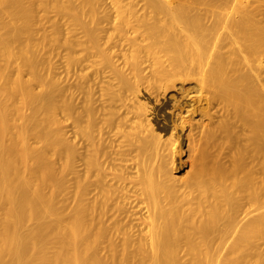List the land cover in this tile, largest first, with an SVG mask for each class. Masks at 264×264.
I'll use <instances>...</instances> for the list:
<instances>
[{
  "label": "bare ground",
  "instance_id": "6f19581e",
  "mask_svg": "<svg viewBox=\"0 0 264 264\" xmlns=\"http://www.w3.org/2000/svg\"><path fill=\"white\" fill-rule=\"evenodd\" d=\"M260 239L262 0H0V264H251Z\"/></svg>",
  "mask_w": 264,
  "mask_h": 264
},
{
  "label": "rangeland",
  "instance_id": "374dc122",
  "mask_svg": "<svg viewBox=\"0 0 264 264\" xmlns=\"http://www.w3.org/2000/svg\"><path fill=\"white\" fill-rule=\"evenodd\" d=\"M262 2L264 3V0H262ZM48 30H49V28H48ZM47 30V31H48ZM48 32H50V31H48ZM169 93H174V96H177V93L175 92V90H172V91H170ZM143 95V93H140V96H142ZM171 98H173V97H171ZM152 99H153V97H152ZM182 101H183V99L180 101V103H182ZM173 102H172V99H169V95H167V98H166V100L165 101H163V103H162V105H161V107L164 105V104H168V106H171V104H172ZM184 106L185 105H187V103L185 104H183ZM180 108H182V110H183V107H182V105H181V107ZM161 119V118H160ZM160 119H158V120H160ZM160 125H162L161 124V122H160ZM215 143V144H214ZM217 143H220V144H223L222 142H221V140H214V141H211V143H209L210 145H209V151L211 152V154H213L212 155V158H218L219 157V159H218V161L219 160H221V161H224L225 160V156H226V159H227V161L229 162V160L231 159H229V158H227L228 156H227V154L229 155V157L231 156L232 157V155H231V153H232V151L230 150V147H229V150L231 151H228V146H226V148L224 147V145H223V148H222V145H218ZM38 145V144H37ZM215 145V147H213ZM218 145V146H217ZM212 146V147H211ZM217 146V147H216ZM221 147V148H220ZM216 148V149H215ZM185 149H186V146L184 145V148H183V150L184 151H182V156H180V161H179V156H178V153L176 152L175 153V156H174V160H175V164H174V166L173 167H175V166H177V170H181V169H183V166L185 167V166H187V155L185 154ZM213 149V150H212ZM223 149V150H222ZM223 153H222V152ZM227 153H225V152ZM210 152H208V153H210ZM230 152V153H229ZM220 155H219V154ZM215 155V156H214ZM214 156V157H213ZM221 156V157H220ZM208 157H210V155L208 156ZM210 160H211V157L209 158ZM208 159V160H209ZM223 159V160H222ZM229 159V160H228ZM179 162H178V161ZM186 160V162H185V164H183V162ZM220 161V162H221ZM225 162V161H224ZM223 162V163H224ZM227 162V163H228ZM226 163V162H225ZM186 169H187V167H186ZM184 172V173H183ZM184 175H185V171H180L179 172V174H178V177H177V180H176V184L177 185H179V184H181L182 182H183V180L182 179H184L183 177H184ZM181 182V183H180ZM258 245H259V247L261 248V249H263V251H264V239H260L259 241H258ZM180 257L182 258V260H186V261H188L187 259L190 257V256H184V253L183 252H181L180 254ZM251 264H264V259L262 260V261H257L256 259H253L252 260V262H251Z\"/></svg>",
  "mask_w": 264,
  "mask_h": 264
}]
</instances>
